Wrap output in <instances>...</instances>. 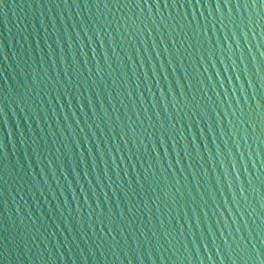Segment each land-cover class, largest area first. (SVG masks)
<instances>
[{"label":"water","instance_id":"1","mask_svg":"<svg viewBox=\"0 0 264 264\" xmlns=\"http://www.w3.org/2000/svg\"><path fill=\"white\" fill-rule=\"evenodd\" d=\"M0 264H264V0H0Z\"/></svg>","mask_w":264,"mask_h":264}]
</instances>
